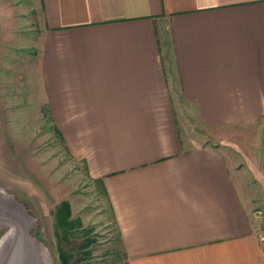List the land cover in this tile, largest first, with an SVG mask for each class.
<instances>
[{
  "label": "crops",
  "instance_id": "1",
  "mask_svg": "<svg viewBox=\"0 0 264 264\" xmlns=\"http://www.w3.org/2000/svg\"><path fill=\"white\" fill-rule=\"evenodd\" d=\"M35 5L52 119L102 184L127 264H264V0ZM185 111L209 139L186 143Z\"/></svg>",
  "mask_w": 264,
  "mask_h": 264
},
{
  "label": "rangeland",
  "instance_id": "2",
  "mask_svg": "<svg viewBox=\"0 0 264 264\" xmlns=\"http://www.w3.org/2000/svg\"><path fill=\"white\" fill-rule=\"evenodd\" d=\"M40 37L35 0H0V242L15 225L30 237L29 246L14 247L20 252L11 259L3 258L2 249L0 264H62L60 249L72 264H127L102 184L73 157L55 127L39 74ZM187 111L179 113V122L186 143L194 146L190 138L200 135L204 142L209 132ZM248 150L258 156L256 145ZM248 176L252 188L257 182ZM65 202L75 227L68 234L57 218ZM260 210L253 218L264 237Z\"/></svg>",
  "mask_w": 264,
  "mask_h": 264
},
{
  "label": "water",
  "instance_id": "3",
  "mask_svg": "<svg viewBox=\"0 0 264 264\" xmlns=\"http://www.w3.org/2000/svg\"><path fill=\"white\" fill-rule=\"evenodd\" d=\"M30 237L25 233V231L23 229H21L20 226L15 225L14 227H12L11 231L9 233H7V236H5L1 242H0V251H2V249L4 251H2V255L4 259H8V257H12L15 256V252L19 253L20 252V247L22 250V246L23 247H27L29 246V240ZM17 244L20 245V247L14 248ZM12 250V255L8 254V250ZM8 254V256H7ZM26 254V253H25ZM10 257V259H11ZM7 263V262H6Z\"/></svg>",
  "mask_w": 264,
  "mask_h": 264
},
{
  "label": "trees",
  "instance_id": "4",
  "mask_svg": "<svg viewBox=\"0 0 264 264\" xmlns=\"http://www.w3.org/2000/svg\"><path fill=\"white\" fill-rule=\"evenodd\" d=\"M57 218L60 227H62V229L66 231L65 233L68 234L70 231L75 229L74 223L70 221L71 210L68 202L60 205L57 210ZM75 224L80 225L79 222H76ZM60 260L62 264H72V257L63 249H60Z\"/></svg>",
  "mask_w": 264,
  "mask_h": 264
},
{
  "label": "bare ground",
  "instance_id": "5",
  "mask_svg": "<svg viewBox=\"0 0 264 264\" xmlns=\"http://www.w3.org/2000/svg\"><path fill=\"white\" fill-rule=\"evenodd\" d=\"M44 262V261H43Z\"/></svg>",
  "mask_w": 264,
  "mask_h": 264
}]
</instances>
